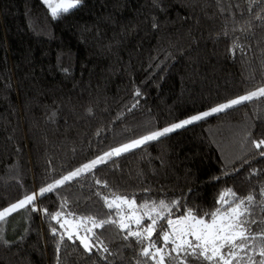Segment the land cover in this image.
<instances>
[{"label": "trees", "instance_id": "trees-1", "mask_svg": "<svg viewBox=\"0 0 264 264\" xmlns=\"http://www.w3.org/2000/svg\"><path fill=\"white\" fill-rule=\"evenodd\" d=\"M262 85L264 0H81L55 19L39 0H0V210L33 193L38 209H25L17 238L0 235V264L141 259L135 239L124 240L116 225L94 229L110 254L86 252L76 238L61 242L59 224L43 209L119 220L104 196L137 205L180 201L175 216L189 207L212 211L228 188L264 200V157L246 141L249 132L264 138V98L113 156L38 195L114 147ZM254 218L252 230L264 229L259 204Z\"/></svg>", "mask_w": 264, "mask_h": 264}, {"label": "snow or ice", "instance_id": "snow-or-ice-1", "mask_svg": "<svg viewBox=\"0 0 264 264\" xmlns=\"http://www.w3.org/2000/svg\"><path fill=\"white\" fill-rule=\"evenodd\" d=\"M80 2L81 0H43L54 19L78 7ZM235 47H239V45ZM136 95H140L139 91ZM259 98H264V87L113 148L41 188L38 195L43 196L45 193L53 192L65 185L66 182H71L74 178L92 172L98 165L106 163L113 156L118 157L122 153L156 141L186 125H192L213 114L225 112L234 106ZM246 141L255 150L256 155L264 157V138L255 139L249 132ZM252 175H256L255 170ZM95 182L107 187L106 182L100 180ZM260 196L264 197V188L260 190ZM36 199V193L25 195L18 202L3 208L0 210V223L6 222L10 215L22 209L38 211L35 205ZM103 200L109 209H118L119 220L97 219L89 216L83 218V223L68 219L61 223V217L64 215L62 211L55 213H49L47 209L42 211L45 215L50 216L51 220L56 221L61 229L65 230L63 234L59 235L61 242L65 235L68 240H73L75 236L85 251L89 253L95 248L102 253L110 254L109 248L94 229H104L106 225H116L121 232L125 233L124 240L134 238L137 245L140 246L139 257L141 259L137 260L136 264H191L192 261H196L198 264H264V229L254 232L251 227L257 223L254 216L258 204L261 211L264 212V200L258 202L253 193L241 197L233 189L228 188L219 194L216 201L218 206L212 211L200 214L199 211L189 207L178 216L174 215L173 210L179 209L181 203L176 200L169 202L161 199L137 205L135 199L115 193L111 198L104 196ZM145 219L150 223L145 225ZM162 221L163 223H161ZM132 225L136 226L135 229ZM81 228L90 235H81L79 231ZM51 232L53 235L58 234L55 227L51 228ZM157 233L159 235L154 239L153 237ZM257 256L259 259H256Z\"/></svg>", "mask_w": 264, "mask_h": 264}, {"label": "rangeland", "instance_id": "rangeland-1", "mask_svg": "<svg viewBox=\"0 0 264 264\" xmlns=\"http://www.w3.org/2000/svg\"><path fill=\"white\" fill-rule=\"evenodd\" d=\"M39 2H42L43 3V0H39ZM261 87H264V85H262ZM260 88V87H259ZM258 89V88H257ZM256 90V89H255ZM247 94V93H246ZM243 95H245V94H243ZM241 96V95H240ZM237 97H239V96H237ZM236 98V97H235ZM231 100V99H230ZM227 102V101H226ZM225 103V102H224ZM222 104V103H221ZM211 109V108H210ZM210 109H207V110H205V111H208V110H210ZM202 112H204V111H202ZM202 112H199V113H202ZM199 113H197V114H199ZM196 115V114H195ZM189 117H191V116H189ZM189 117H187V118H189ZM187 118H185V119H187ZM184 120V119H183ZM180 122V121H179ZM168 126H170V125H168ZM168 126H166V127H168ZM164 128V127H163ZM163 128H161V129H159V130H162ZM138 139V138H137ZM130 142V141H129ZM129 142H127V143H129ZM124 144H126V143H124ZM121 145H123V144H121ZM121 145H119V146H121ZM119 146H117V147H119ZM114 148H116V147H114ZM110 151V150H109ZM108 152V151H107ZM104 154V153H103ZM102 154V155H103ZM101 156V155H100ZM99 157V156H98ZM97 158V157H96ZM96 158H94V159H96ZM93 160V159H92ZM91 161V160H90ZM90 161H88V162H86V163H89ZM85 164V163H84ZM82 166V165H81ZM80 166V167H81ZM80 167H78V168H80ZM77 169V168H76ZM75 170V169H74ZM73 170V171H74ZM70 173V172H69ZM68 174V173H67ZM67 174H65V175H67ZM65 175H63V176H65ZM62 176V177H63ZM62 177H60V178H62ZM59 178V179H60ZM125 211H127V209H125ZM65 219H68V220H71V221H73V222H76V221H80L81 223H83V220H79V219H75V218H71V217H66V216H62L61 217V223H63V221L65 220ZM145 220H147V219H145ZM24 221H25V209H22V210H19V211H17V212H15V213H13L12 215H10L8 218H7V220H6V222H2V223H0V235H1V237L3 238V239H5V240H7V241H12V240H14L15 238H17L23 231H24V227H25V225H24ZM148 223H150V221H148ZM89 227L91 226V225H88ZM135 226V225H134ZM136 227V226H135ZM62 230V232L64 233L65 232V230L64 229H61ZM80 234L81 235H85V234H89V233H85V231H84V229L83 228H81L80 230ZM90 235V234H89ZM66 236V235H65ZM73 238H76L75 236L73 237ZM78 240V239H77ZM79 241V240H78Z\"/></svg>", "mask_w": 264, "mask_h": 264}]
</instances>
